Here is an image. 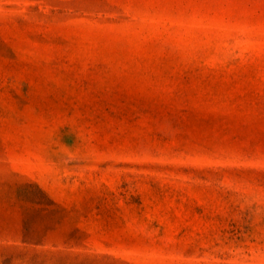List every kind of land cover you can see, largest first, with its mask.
Wrapping results in <instances>:
<instances>
[{
  "label": "rangeland",
  "instance_id": "rangeland-1",
  "mask_svg": "<svg viewBox=\"0 0 264 264\" xmlns=\"http://www.w3.org/2000/svg\"><path fill=\"white\" fill-rule=\"evenodd\" d=\"M0 264H264V0H0Z\"/></svg>",
  "mask_w": 264,
  "mask_h": 264
}]
</instances>
